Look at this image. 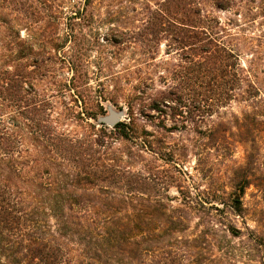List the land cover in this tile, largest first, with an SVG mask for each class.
Instances as JSON below:
<instances>
[{
    "label": "trees",
    "instance_id": "trees-1",
    "mask_svg": "<svg viewBox=\"0 0 264 264\" xmlns=\"http://www.w3.org/2000/svg\"><path fill=\"white\" fill-rule=\"evenodd\" d=\"M171 1L179 11L165 5L155 14L162 23L145 28L161 33L166 57L148 50L145 67L157 69L161 79L172 74L176 83L167 87L178 88L147 109L163 118L166 131L195 133L190 151L200 177L190 183L180 172L145 170L146 150L157 152L136 122L140 112L110 127L96 122L105 114L100 105L78 112L53 104L45 88L22 87L31 64L46 74L47 58L20 38V0H0V264H264V231L261 224L247 225L243 202L250 186L264 194V94L252 66L240 63L241 45L230 27L205 12L200 0L189 12L184 0ZM223 1L211 0L219 9L233 2ZM233 5L249 17L258 14L253 0ZM26 11L25 25L31 21ZM253 48L248 45L251 56ZM170 55L174 72L165 59ZM134 79L131 87L153 81L140 74ZM231 101L250 110L233 123L204 121ZM238 146L243 163H230L226 180L202 184L211 181L205 173L217 157L231 156ZM178 148V156L188 149Z\"/></svg>",
    "mask_w": 264,
    "mask_h": 264
},
{
    "label": "rangeland",
    "instance_id": "rangeland-1",
    "mask_svg": "<svg viewBox=\"0 0 264 264\" xmlns=\"http://www.w3.org/2000/svg\"><path fill=\"white\" fill-rule=\"evenodd\" d=\"M184 1L189 12L193 0ZM234 1L239 2L233 0L226 9L214 7L211 0H200V6L205 12L217 17L222 26L230 27L233 38L241 45L240 63L244 67L252 66L254 80L264 94V0H253V5L258 7V14L253 17L244 14L246 9L238 13ZM165 5L174 12L179 11L171 0H20V38L31 44L34 54L39 53L47 58L46 74L40 76L31 64L27 70L32 73L25 83L22 81V87L45 88L53 104L62 103L78 112L91 105L102 106L105 114L109 108L122 110L124 115L121 121L124 122L129 121L131 112H140V115H134L136 122L143 133L146 131L149 134L148 140L153 141L154 151L157 152L155 154L146 150L145 170L151 171V167H157L159 171L165 169L162 174L169 171L179 175L180 172L190 183L200 177L195 169V156L190 151V144L196 139L195 133L190 128L168 132L160 124L163 118L159 116L154 119L156 113L147 109L153 99H159L168 90L178 88L167 87L176 83L172 74H168V80L161 79L157 69L145 67L148 50L154 52L158 59L166 57L165 40L161 33L149 35L145 30L150 24L162 23L155 18V14ZM23 11L31 13V21L27 25L22 20ZM225 40L235 43L229 36ZM251 43L255 50L253 56L248 51ZM173 57L170 55L165 58L171 72L176 71L177 61ZM138 74L152 77V85L131 87L136 83L134 77ZM245 109L244 103L231 101L204 121L209 124L219 121L233 123L235 116L241 118V112ZM164 124L169 127L174 122L168 116ZM70 126L75 127L73 124ZM230 128L231 131L227 130L226 135L232 139V132L236 129L231 125ZM261 137L264 140V134ZM162 143L165 148L159 149ZM180 144L188 147L184 156H178L181 153L178 148ZM243 157L242 146H238L231 156H218L213 170L205 173L212 178L211 181L205 178L202 184L210 185L219 177L221 181L226 180V176H229L228 165L234 162L242 164ZM170 194L177 196L174 188ZM243 202L247 225L259 228L261 224L264 231L263 192L250 186L245 190ZM236 221L238 226H243L241 218Z\"/></svg>",
    "mask_w": 264,
    "mask_h": 264
},
{
    "label": "water",
    "instance_id": "water-1",
    "mask_svg": "<svg viewBox=\"0 0 264 264\" xmlns=\"http://www.w3.org/2000/svg\"><path fill=\"white\" fill-rule=\"evenodd\" d=\"M123 111H114L111 108L108 109L107 114L105 115H100L97 118L98 123L100 124H105L108 126H113L114 124L118 123L121 121V118L123 117Z\"/></svg>",
    "mask_w": 264,
    "mask_h": 264
}]
</instances>
